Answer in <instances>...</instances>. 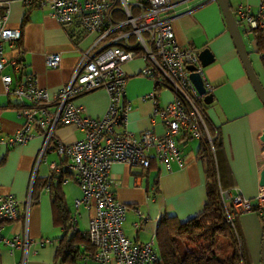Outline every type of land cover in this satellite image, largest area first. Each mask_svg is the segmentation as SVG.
<instances>
[{"label": "crops", "instance_id": "1", "mask_svg": "<svg viewBox=\"0 0 264 264\" xmlns=\"http://www.w3.org/2000/svg\"><path fill=\"white\" fill-rule=\"evenodd\" d=\"M169 1L176 42L181 47H191L197 54L208 48L213 55V60L202 66V78L213 85L212 100L204 102L203 109L208 125L216 135L214 151L203 140L180 129L174 135L180 149L179 158L172 159L168 165L154 156L147 167L114 161L109 170L110 188L116 199L126 205L123 232L138 244L152 240L153 249L159 255L156 241L159 221L172 215L186 220L203 209L207 163L201 152L206 144L212 153L221 188L238 191L252 202V209L237 214L234 223L246 259L252 264H260L264 210L260 211V201L256 196L263 185L260 172L264 166V143L258 140V135L264 128V104L240 59L219 0ZM258 1L228 0L233 15L239 2L256 12ZM8 21L21 29L19 44L24 54V75L34 74L37 84L53 98L54 93L68 83L80 51L95 39V33L73 39L48 13V9L28 7L20 0L11 1ZM240 32L253 68L264 87V67L253 33L248 30L244 35L241 29ZM6 50L12 53L10 47L7 46ZM51 53L60 54L57 67L46 64V58ZM144 64L145 59L140 54L122 65L126 82L121 102H128L130 109L125 121L117 123L115 130L138 135L144 129H151L156 134H162L165 122L155 108L171 101L174 95L170 88H154L153 81L140 73ZM9 71L10 67L6 66L2 72ZM19 101L21 99L6 93L0 77V136L3 139L23 123V118L17 115L19 105L14 104ZM23 102L27 104L26 99ZM73 102L83 107L81 114L97 117L105 112L109 95L104 88H93L76 95ZM30 132L31 137L24 142L0 144V193H10L19 201V217L5 221L2 233L9 238L18 236L23 242L26 237L29 240L26 247L13 249L0 242V264H53L56 241L64 231L62 225L54 220L47 189L38 188L37 184L32 195L34 179L47 175L48 164L58 162L60 157L52 155L56 154L54 150L40 155L44 135L36 123L30 125ZM54 134L65 143L83 137V131L74 124H58ZM62 184L67 207L71 213H76L77 228L84 231L93 207L80 204L75 208L74 201L80 197L81 191L73 177L65 178ZM43 238L53 242L41 243ZM79 244L82 249V243ZM77 263L83 262L79 259ZM109 264L122 263L112 260Z\"/></svg>", "mask_w": 264, "mask_h": 264}, {"label": "built area", "instance_id": "2", "mask_svg": "<svg viewBox=\"0 0 264 264\" xmlns=\"http://www.w3.org/2000/svg\"><path fill=\"white\" fill-rule=\"evenodd\" d=\"M11 1L0 0V77L6 93L21 99L17 115L23 118V123L6 139L0 136V144L26 141L31 137L30 125L36 123L44 135L42 155L51 150L48 142L54 137L58 124H74L80 128L83 131L81 139L65 143L55 136L53 148L57 154L69 158L66 167L74 173L79 185L81 195L74 201L75 208L80 204L93 207L86 233L94 249L79 254L78 258L82 261L93 259L96 264H109L112 260L122 264H158L152 240L138 244L125 236L122 222L126 205L116 199L110 188L109 170L114 161L147 167L152 156L168 165L172 159L179 158L180 149L174 135L180 129L203 140L214 151L216 135L203 109V97L212 92L213 85L203 77L204 92H199L192 82L190 72L195 70L202 75V66L191 47H181L175 40L170 1L20 0L28 7L48 9L73 39L95 33V39L80 51L68 83L56 91L53 98L37 84L34 74L24 75L23 49L17 46L21 29L8 21ZM234 15L244 35L250 29L263 28L264 0L258 1L256 12L239 2ZM140 54L145 59L140 73L153 81L154 88H170L174 95L171 101L155 108L165 122L162 134L151 129H144L138 135L115 130V125L125 121L130 109L128 102H121L126 82L122 65ZM59 62V53H51L46 58L49 67H57ZM6 66L10 71L2 72ZM93 88H104L109 95L105 112L97 117L81 114L83 107L73 102L76 95ZM48 168L56 171L59 166L51 161ZM219 192L224 218L234 229L235 216L250 211L252 202L238 191L219 187ZM256 198L263 211L264 185ZM18 204L12 194L0 193V242L11 249L29 244L27 237L23 242L18 236L9 238L2 233L5 221L19 217ZM71 220L76 221V213ZM73 228L78 229L76 224ZM40 242L53 241L43 238ZM58 245L59 240L56 241Z\"/></svg>", "mask_w": 264, "mask_h": 264}, {"label": "trees", "instance_id": "3", "mask_svg": "<svg viewBox=\"0 0 264 264\" xmlns=\"http://www.w3.org/2000/svg\"><path fill=\"white\" fill-rule=\"evenodd\" d=\"M250 31L255 38L257 50L261 53L260 59L264 67V29L253 28ZM17 46L20 47L19 41ZM14 104L17 106L22 103L19 101ZM55 136L54 134L48 142V148L51 150L55 146ZM205 145L201 152L207 163L204 207L199 213L186 220H179L172 215L165 216L159 221L156 230L159 250L158 264H252L246 259L236 227L234 226L233 229L224 218L223 203L219 192L221 183L216 176L212 153ZM59 157V161H55L59 169L56 171L49 169L47 175L36 177L32 189V195L37 184L38 188L47 189L54 220L64 229L58 239L59 245L56 247L53 264H86L88 261L96 264L93 259L81 260L83 263H77L79 254H85L94 248L89 241L86 229L82 231L73 228L76 221L71 220L73 213L67 207L62 183L65 178L73 177L76 182L77 180L74 173L66 168L69 158L66 155H59ZM79 243H82V249Z\"/></svg>", "mask_w": 264, "mask_h": 264}, {"label": "water", "instance_id": "4", "mask_svg": "<svg viewBox=\"0 0 264 264\" xmlns=\"http://www.w3.org/2000/svg\"><path fill=\"white\" fill-rule=\"evenodd\" d=\"M221 5L223 15L228 27V30L233 38L235 47L240 56V59L244 65V68L247 72V75L257 93L259 98L264 104V87L259 80L253 65L251 63V59L249 57L248 51L246 49L245 43L243 41L240 29L236 23L235 17L233 15L232 9L228 0H219ZM198 59L201 66H205L213 60V55L208 48H204L198 52ZM192 68V67H190ZM192 82L199 92H204L203 78L202 75L197 71H191L189 74ZM203 100L205 103H209L212 100V93H207L204 95ZM258 140L264 143V128L260 131L258 135ZM260 182L264 185V166L260 172ZM260 264H264V227L262 233V242H261V262Z\"/></svg>", "mask_w": 264, "mask_h": 264}, {"label": "rangeland", "instance_id": "5", "mask_svg": "<svg viewBox=\"0 0 264 264\" xmlns=\"http://www.w3.org/2000/svg\"><path fill=\"white\" fill-rule=\"evenodd\" d=\"M52 155H57V154H55V153H52Z\"/></svg>", "mask_w": 264, "mask_h": 264}]
</instances>
